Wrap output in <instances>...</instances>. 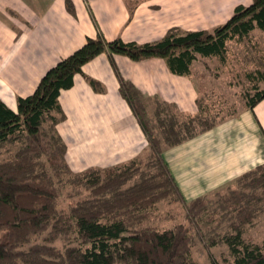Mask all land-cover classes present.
Wrapping results in <instances>:
<instances>
[{"label": "trees", "instance_id": "obj_1", "mask_svg": "<svg viewBox=\"0 0 264 264\" xmlns=\"http://www.w3.org/2000/svg\"><path fill=\"white\" fill-rule=\"evenodd\" d=\"M66 9L74 13L70 0ZM256 29L264 31V0L237 5L224 23L211 29L171 26L159 39L144 43L106 40L98 33L48 68L31 94L17 98L16 110L0 98V154L5 151L0 157V264H197L191 257L196 241L208 248L226 246L222 261L209 256V264H264V239L252 242L244 236L245 226L264 210V163L221 189L184 201L162 157L164 149L243 109L252 110L264 98L261 69L248 71L249 86L232 93L227 108L215 113V94L212 88L201 90L199 81L198 112L182 115L174 103L144 95L114 66L119 93L148 151L113 166L70 170L67 146L56 128L66 118L60 91L73 85L76 74L95 92L103 91L102 84L82 70L100 53L133 61L159 57L172 73L187 76L200 58L224 62L228 43H247ZM62 174L68 176L66 182L86 191L67 211L58 208ZM162 200L182 203L184 221L163 229L148 224ZM215 215L219 218L214 226L201 225L216 221ZM57 240L63 241L61 247L54 244Z\"/></svg>", "mask_w": 264, "mask_h": 264}, {"label": "crops", "instance_id": "obj_2", "mask_svg": "<svg viewBox=\"0 0 264 264\" xmlns=\"http://www.w3.org/2000/svg\"><path fill=\"white\" fill-rule=\"evenodd\" d=\"M0 0V98L16 110L17 98L31 94L40 77L58 60L100 33L144 43L159 39L171 26L211 29L224 23L237 5L251 0ZM144 95L174 103L182 115L198 112L200 80L172 73L165 60L133 61L100 53L83 73L102 84L95 92L82 74L60 91L66 118L57 131L66 143V162L74 171L109 167L148 151L145 136L119 93L118 77ZM194 72V70H193ZM195 78V79H194ZM202 80V78H201ZM162 157L184 201L221 189L264 163V98L252 110L166 148Z\"/></svg>", "mask_w": 264, "mask_h": 264}, {"label": "rangeland", "instance_id": "obj_3", "mask_svg": "<svg viewBox=\"0 0 264 264\" xmlns=\"http://www.w3.org/2000/svg\"><path fill=\"white\" fill-rule=\"evenodd\" d=\"M228 44L229 50L225 56L224 62L214 57L200 58V60L193 64L194 76L202 83L201 90L209 91V89L212 88L215 94V105L211 113H215L219 109L225 110L228 106V102L233 100L234 95L232 96V93L237 92L242 86H249V82L245 76L248 71L255 70V68L264 71V31L258 29L254 30L247 43L231 41ZM205 65L208 66L210 72L206 70ZM4 155L5 151H1L0 157ZM70 170L72 169L70 168ZM61 177L62 178L57 181L59 191L58 208L67 211L70 205H73L77 200L86 195V191L80 185L66 182L68 177L66 174H62ZM220 192L222 193L224 190L222 189ZM183 217L184 206L182 203L178 201L162 200L157 204L155 211L152 213L147 223L159 229H163L175 223L183 222ZM214 218L216 221L211 224L205 225L202 222L201 225L204 227L214 226L219 217L215 215ZM222 225L226 226V222H223ZM244 229L246 240L258 242L264 239V210L259 212L252 220L251 224L246 225ZM71 238L73 239V236H71ZM73 243L77 242L73 241ZM54 244L57 247H61L63 241L57 240ZM226 255L227 251L225 245H215L208 248L200 241H196L191 250V257L197 264H209V256L222 261L223 256Z\"/></svg>", "mask_w": 264, "mask_h": 264}]
</instances>
